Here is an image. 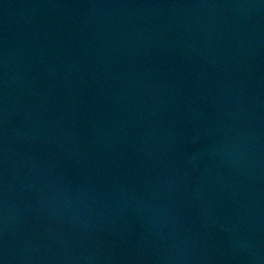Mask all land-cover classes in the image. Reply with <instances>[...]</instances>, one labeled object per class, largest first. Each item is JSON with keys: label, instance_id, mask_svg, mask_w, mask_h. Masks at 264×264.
I'll return each instance as SVG.
<instances>
[{"label": "water", "instance_id": "95a60500", "mask_svg": "<svg viewBox=\"0 0 264 264\" xmlns=\"http://www.w3.org/2000/svg\"><path fill=\"white\" fill-rule=\"evenodd\" d=\"M0 264H264V0H0Z\"/></svg>", "mask_w": 264, "mask_h": 264}]
</instances>
